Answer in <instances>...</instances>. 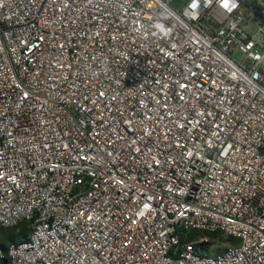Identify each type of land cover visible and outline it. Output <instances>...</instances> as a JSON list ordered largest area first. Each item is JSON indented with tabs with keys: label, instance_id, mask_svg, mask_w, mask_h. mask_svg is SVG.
I'll use <instances>...</instances> for the list:
<instances>
[{
	"label": "built area",
	"instance_id": "1",
	"mask_svg": "<svg viewBox=\"0 0 264 264\" xmlns=\"http://www.w3.org/2000/svg\"><path fill=\"white\" fill-rule=\"evenodd\" d=\"M174 1L0 0V264H264V0Z\"/></svg>",
	"mask_w": 264,
	"mask_h": 264
},
{
	"label": "trees",
	"instance_id": "2",
	"mask_svg": "<svg viewBox=\"0 0 264 264\" xmlns=\"http://www.w3.org/2000/svg\"><path fill=\"white\" fill-rule=\"evenodd\" d=\"M29 224H30L29 222H21L16 227L0 229V245L5 247L6 245H8V243L18 241L19 237L26 238L30 232ZM16 230H18V232H16ZM198 234H200V232L198 231L191 232L188 234L187 238L190 239L194 235H198ZM209 236L212 239V245L218 243H226L229 246H236L240 242L238 238L224 235L221 232L212 233L209 234ZM223 250L224 249L215 250L214 254L221 253ZM4 264H8V263H6L5 261Z\"/></svg>",
	"mask_w": 264,
	"mask_h": 264
},
{
	"label": "rangeland",
	"instance_id": "3",
	"mask_svg": "<svg viewBox=\"0 0 264 264\" xmlns=\"http://www.w3.org/2000/svg\"><path fill=\"white\" fill-rule=\"evenodd\" d=\"M175 2V4L177 3V0H175L174 1ZM180 2H178V4H179ZM233 57H235V58H240L241 57V55H240V53L239 52H235L234 54H233ZM16 232H18V230H16ZM23 237H19V240H21ZM227 246H229L228 244H226V243H218V244H214L213 245V249L214 250H222V249H224V248H226Z\"/></svg>",
	"mask_w": 264,
	"mask_h": 264
}]
</instances>
